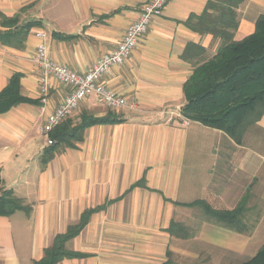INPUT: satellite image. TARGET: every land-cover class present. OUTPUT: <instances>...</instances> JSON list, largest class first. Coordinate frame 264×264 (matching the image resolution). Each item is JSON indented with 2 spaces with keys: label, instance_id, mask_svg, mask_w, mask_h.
<instances>
[{
  "label": "crops",
  "instance_id": "obj_1",
  "mask_svg": "<svg viewBox=\"0 0 264 264\" xmlns=\"http://www.w3.org/2000/svg\"><path fill=\"white\" fill-rule=\"evenodd\" d=\"M149 1L0 0L6 17L38 23L23 48L0 41V93L19 74L21 95L34 101L0 114L2 187L31 207L29 213L0 216L1 264H34L85 211L103 206L66 244L82 257L58 264H163L168 252L173 264H232L261 249L256 247L264 241V115L241 145L222 131L181 122L184 85L201 61L183 60L185 49L200 45L210 58L220 46L187 25L208 0H171L125 65L103 77L134 108L112 110L90 96L53 131L70 132L86 115L113 113L124 122L90 126L80 142L47 145L52 133L46 137L42 128L70 88L50 78L42 101L36 33L46 34L51 60L86 73L117 49ZM262 15L264 0H245L238 8L236 40L252 34ZM198 200L225 211L246 200L249 232L229 230L200 207L185 206ZM172 223L186 226L188 237L172 236Z\"/></svg>",
  "mask_w": 264,
  "mask_h": 264
},
{
  "label": "trees",
  "instance_id": "obj_2",
  "mask_svg": "<svg viewBox=\"0 0 264 264\" xmlns=\"http://www.w3.org/2000/svg\"><path fill=\"white\" fill-rule=\"evenodd\" d=\"M244 1L208 0L203 13L191 16L187 25L199 35H210L214 40H219V49L212 57L206 58L205 48L191 44L182 55L185 61H201L196 64L184 85L186 103L181 114L190 122L224 132L239 145L243 143L247 132L264 115V15L257 20L252 34L236 40L240 25L238 8ZM0 20V27L6 29L0 30L1 43L16 48H23L31 28L38 26L36 21L20 24L17 15L9 18L0 13ZM20 78L19 74L14 75L0 93V114L21 103L34 102L21 95ZM122 122L124 120L113 113L104 118L86 115L70 132L53 131L50 137L57 143L69 139L80 142L82 132L90 126ZM185 206L200 207L208 218L229 230L238 233H247L250 230L244 221L246 200H242L236 208L226 211L216 210L199 200ZM104 208L103 206L85 211L80 222L69 226L65 233L57 235L52 246L44 250L43 258L34 264H58L64 259L82 257V254L67 250L66 244L83 231L94 212ZM17 211L29 213L31 207L25 205L13 191L3 189L0 177V216H11ZM169 232L179 238L188 237L186 226L180 223H172ZM171 257L168 252L167 261L163 264H173ZM242 264H264V245L254 257Z\"/></svg>",
  "mask_w": 264,
  "mask_h": 264
},
{
  "label": "built area",
  "instance_id": "obj_3",
  "mask_svg": "<svg viewBox=\"0 0 264 264\" xmlns=\"http://www.w3.org/2000/svg\"><path fill=\"white\" fill-rule=\"evenodd\" d=\"M170 1L150 0L142 8L137 21L127 28L117 49L100 57L86 73L82 74L51 60L47 55L45 43L43 42L46 39V34L44 32L36 33L40 43L36 48L34 61L40 72L39 83L42 101L44 103L47 101L50 78H54L57 82L70 88L67 95L60 102L59 107L48 116L46 124L42 128V132L46 137L59 124L61 125L62 122L71 117L82 102L90 96H94L100 105L112 110H120L126 107L134 108V105H129L124 97L108 89L103 84L102 79L111 68L125 65L134 49L147 34L152 25L151 23L162 17L164 9ZM189 123L190 121L185 120L183 124L188 126ZM48 138L47 145H53L55 142L50 137Z\"/></svg>",
  "mask_w": 264,
  "mask_h": 264
},
{
  "label": "rangeland",
  "instance_id": "obj_4",
  "mask_svg": "<svg viewBox=\"0 0 264 264\" xmlns=\"http://www.w3.org/2000/svg\"><path fill=\"white\" fill-rule=\"evenodd\" d=\"M185 120H187V119H185L184 116L181 114V122H182V124L184 123ZM188 121H189V120H188ZM190 123H191V122H190ZM190 123H189V124H190ZM263 245H264V241H261V242L259 243L258 247H256V248H260V247L263 246ZM256 250H258V249H256ZM254 251H255V250H254ZM254 251H253V252H254ZM252 257H253V255L242 257L240 260H238L237 262L232 263V264H242L243 262L249 260V259L252 258ZM181 264H182V263H181ZM185 264H190V263H189V262H186Z\"/></svg>",
  "mask_w": 264,
  "mask_h": 264
}]
</instances>
